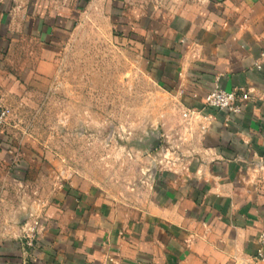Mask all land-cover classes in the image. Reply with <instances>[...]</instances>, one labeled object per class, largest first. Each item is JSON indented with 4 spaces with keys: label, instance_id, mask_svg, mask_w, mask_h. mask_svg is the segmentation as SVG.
<instances>
[{
    "label": "crops",
    "instance_id": "0c3cea01",
    "mask_svg": "<svg viewBox=\"0 0 264 264\" xmlns=\"http://www.w3.org/2000/svg\"><path fill=\"white\" fill-rule=\"evenodd\" d=\"M29 3L0 0V61L15 42L46 41L48 19L31 30ZM167 21L147 53L150 73L198 123L187 160H156L134 205L59 164L47 206L26 213L34 247L25 226L0 237V264H264V0H208ZM216 86L250 97L238 113L206 106ZM22 162L10 168L24 180Z\"/></svg>",
    "mask_w": 264,
    "mask_h": 264
},
{
    "label": "rangeland",
    "instance_id": "374dc122",
    "mask_svg": "<svg viewBox=\"0 0 264 264\" xmlns=\"http://www.w3.org/2000/svg\"><path fill=\"white\" fill-rule=\"evenodd\" d=\"M207 2L30 0L31 30L44 14L49 32L45 42H15L0 61V106L9 111L0 129V237L47 206L59 164L134 205L156 160L161 168L187 160L198 123L150 73L147 50L171 15ZM160 133L151 150L149 137ZM9 160L23 161L24 180L12 177Z\"/></svg>",
    "mask_w": 264,
    "mask_h": 264
},
{
    "label": "built area",
    "instance_id": "2783aa9c",
    "mask_svg": "<svg viewBox=\"0 0 264 264\" xmlns=\"http://www.w3.org/2000/svg\"><path fill=\"white\" fill-rule=\"evenodd\" d=\"M251 89L244 90L233 89L230 91L223 90L216 86L213 90L208 92L204 97L206 106L218 109H226L230 112L238 113L241 111V103L249 99ZM8 109L0 106V129L5 124L8 118ZM37 233V222L25 225L23 235L21 236L24 246L27 248L34 247V241ZM257 248V258L264 260V227L260 230Z\"/></svg>",
    "mask_w": 264,
    "mask_h": 264
},
{
    "label": "water",
    "instance_id": "95a60500",
    "mask_svg": "<svg viewBox=\"0 0 264 264\" xmlns=\"http://www.w3.org/2000/svg\"><path fill=\"white\" fill-rule=\"evenodd\" d=\"M159 142H160V135L159 134L151 135L148 139V143H149L151 150L156 149Z\"/></svg>",
    "mask_w": 264,
    "mask_h": 264
}]
</instances>
